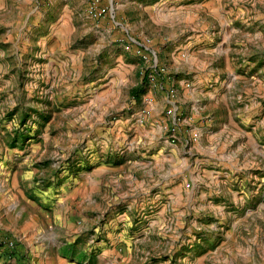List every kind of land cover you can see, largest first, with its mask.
Masks as SVG:
<instances>
[{"label": "rangeland", "instance_id": "1", "mask_svg": "<svg viewBox=\"0 0 264 264\" xmlns=\"http://www.w3.org/2000/svg\"><path fill=\"white\" fill-rule=\"evenodd\" d=\"M202 72L192 101L180 83ZM15 175L27 218L102 176L92 219L136 264H264V0H0V176Z\"/></svg>", "mask_w": 264, "mask_h": 264}, {"label": "crops", "instance_id": "2", "mask_svg": "<svg viewBox=\"0 0 264 264\" xmlns=\"http://www.w3.org/2000/svg\"><path fill=\"white\" fill-rule=\"evenodd\" d=\"M194 64H187V69L194 70ZM195 77L196 82L191 83L194 89L191 90L192 86L188 87L183 82L179 87L180 92L184 91V96L192 101L201 96L205 98L204 95L209 94L208 90L212 87V80L206 72L197 73ZM198 125L202 126L199 123ZM193 127L196 128V124ZM194 131L201 135L203 130L196 128ZM213 132L210 134H214L212 141L215 142L207 148L219 153L220 148H227L226 144L230 140L223 133L219 136L218 131ZM101 177L97 175L88 178L85 184L73 188L69 192L71 194L59 201L55 208L48 205L47 211L39 207L38 214L27 218L24 217L26 209L21 203L30 201L24 195L17 176L12 177V182L0 176V264H136L140 249L137 246L135 249L131 248L132 241H127L123 234H117L118 226L109 227L106 224L103 227L92 219L95 212L101 211L99 207H95V194L100 190ZM79 194L82 198L74 204ZM57 215L59 219H64L63 228L57 221ZM121 220L123 217L114 216L109 224H120ZM91 229L101 234L105 241L107 237L104 234L109 235L110 242H103L104 247L95 252L85 245L83 250H75L73 244L76 240ZM4 240L14 241L15 248L10 251L2 242ZM154 254L146 252V256L155 257Z\"/></svg>", "mask_w": 264, "mask_h": 264}, {"label": "built area", "instance_id": "3", "mask_svg": "<svg viewBox=\"0 0 264 264\" xmlns=\"http://www.w3.org/2000/svg\"><path fill=\"white\" fill-rule=\"evenodd\" d=\"M168 140H169V142L171 143V144H175L176 143V140H175V137L174 136H170L169 138H168ZM3 243H4V245L10 250V251H12L14 248H15V242L14 241H10V240H4V241H2ZM9 259H10V257H9Z\"/></svg>", "mask_w": 264, "mask_h": 264}]
</instances>
